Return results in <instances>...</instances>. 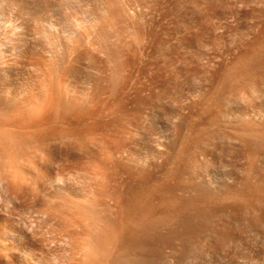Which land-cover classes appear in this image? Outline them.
<instances>
[{"label": "rangeland", "instance_id": "374dc122", "mask_svg": "<svg viewBox=\"0 0 264 264\" xmlns=\"http://www.w3.org/2000/svg\"><path fill=\"white\" fill-rule=\"evenodd\" d=\"M10 1L11 3L9 0L0 1V17L2 16L3 22L11 18L18 19L20 16V20L28 17L30 24H27L31 25L35 7L43 8L44 6L45 16L58 20L61 30L64 29L68 33L63 34L65 37L60 33L62 37L57 39L56 37L50 38L49 35H46L48 38L43 36L45 40L48 39L47 43V40H42V35L40 36L39 33L34 35L35 33L31 30L33 36L30 30H27L26 36L32 43H29L28 48L26 47L29 50L25 49L24 59L20 55L19 62L9 63L11 67L9 70L12 72L8 71V79L6 76V79L4 76L0 77L1 92L8 89L10 94L7 90L5 92L8 96H5V92L4 96L9 100L14 99L9 103L6 98L10 106L6 110L7 104L6 106L2 104L5 111L2 110L3 108L0 109V264L30 262L28 258L25 262V257H21L23 250L27 248L33 252L36 251L35 259L42 264H81V262L89 264L91 261L90 264L109 263L111 252L115 251L120 241L121 232L118 233V230L122 228L120 225L119 229L117 222L115 224L110 222L113 218L117 219L121 216L119 205L114 206L108 197L111 184L109 175L114 170L108 161L107 152L115 145L116 126H124L126 129L127 126L128 129L133 128L137 132L136 136L140 135L138 138L134 136L137 141L140 137L142 139L144 131L145 133H157V136L165 142H177L181 140V135L189 136L193 127L205 125L208 121L207 117H210L216 110L214 107L216 99L217 101L220 98L223 99L226 105L229 102V106L232 105L231 108L245 107L249 102L248 104L253 103L264 110V52H260L264 48V0H39L41 4H35V0H23L28 2V4L25 2L26 5L22 0ZM76 20L85 24L82 25L85 31L74 26ZM2 35L0 40L5 37ZM16 38L18 41L14 40L15 42L21 41L19 37ZM51 39L54 40L50 41ZM78 41L79 43L75 44L77 48L71 52L68 49L70 43ZM40 44L45 45L44 48ZM48 48L49 51L52 50L51 52L59 51V54L58 52L51 53L53 58L47 55L51 59H46V56L44 58L46 62L47 60L53 61L51 62L52 70L56 67L52 76L57 73L60 75L50 76L51 72L48 71V67L39 68L35 60L33 61L29 56L34 52L38 53L37 50L41 51L40 49H47V52ZM257 49L259 51L257 55H259L255 60L254 50L257 52ZM252 53H255L253 62ZM55 54H58V57L57 55L54 57ZM54 59H56L55 62ZM63 63L64 69L61 67ZM53 65L56 66L53 67ZM58 66L60 69L57 68ZM67 68L69 73L64 74L68 72ZM43 70L46 73L49 72L47 75L53 78L51 80L53 84L57 82V86L59 84L60 88L63 87L59 93L69 88V86L66 87L67 83L68 85L73 84L69 89L74 88V91L69 90L70 93L60 94L62 98L56 97L60 99L56 104L62 103V107L55 104L49 108L50 106L45 105L49 100L47 97L51 96L53 91L49 92V86L45 84L50 77L46 75L47 79L45 73H41ZM54 77H57L56 81ZM65 78L70 81H67L66 85ZM61 83L64 86L60 85ZM6 85L7 88L3 90L2 88ZM1 92L0 97L3 94ZM68 93L77 95V98L74 95L75 98L71 100L76 101H73L74 104L71 107L67 105H72L73 102L68 101L73 95L67 96ZM216 95L218 97H215ZM62 100H67L68 104L66 105ZM11 103L17 107L15 108ZM39 103L45 107L43 108ZM237 105L240 106L236 107ZM32 107L35 109L33 110ZM36 107L41 108L38 110ZM72 107L74 110L71 111ZM209 109L212 111L210 114ZM67 113L71 115L68 116ZM126 113L128 115L134 113L135 116L143 117V120L145 118L146 122L142 120L145 125L141 124L147 126V129L144 126L145 130L140 126L137 129L129 125V121L126 122L128 120H126L128 117ZM117 117L120 120H116ZM76 118L79 119L76 120ZM70 120H76L75 125H78L73 129L76 136L75 139L72 138L73 141L66 137L67 132H73L67 126ZM84 121L89 122L90 125L92 122L95 124L99 121L100 127L92 124L94 126L92 129L93 126H89V123ZM56 125L58 127H55ZM47 128L48 131H46ZM57 128L62 131H58ZM105 128L109 129L105 130ZM66 130L68 131L65 132ZM136 130H139L140 134ZM146 130L149 131L146 132ZM29 131L34 133V135L31 133V138H28ZM81 131L82 135H80ZM50 132L51 135L55 134L54 139H57L56 135L59 138L62 137V134L67 139H57L53 143L46 142L44 143V146L48 148L46 149L41 146L43 142L37 138L44 133L50 134ZM78 137L79 139L82 137L83 140L75 142ZM107 137L110 145H107ZM25 139L35 140L36 147L33 140L32 143L27 141V144ZM63 140L64 142L61 143ZM218 140L223 139L218 137L214 141ZM224 140L221 142L227 143L226 147L219 154L220 158H215L213 172L222 176H226L225 172L231 174L234 177L231 184L232 191L238 193L239 197L236 195L233 200L229 196V200L225 197L221 205L219 202L218 217L216 216L211 223H207L205 234L198 233L199 235L195 236L197 238L195 241L199 242V250L194 252L192 248L188 249V246V255L181 264H264V219L262 216L264 215V190H255L250 193L244 190V179L252 177L247 176L248 162L244 156V147L235 139L224 138ZM57 142L59 145L56 144ZM67 146L70 148L73 146L72 148L76 150L71 151L72 148H67ZM104 147L109 149L106 150ZM65 149L67 153L71 151L68 153L69 156ZM64 153L67 156H64ZM263 159L264 156L260 155L257 165L263 164ZM155 174L160 175L162 172L158 171ZM125 181L122 183L119 180L120 184L116 183L117 188L120 187L119 190L122 192L128 188ZM186 191L183 192L186 195L194 193L190 190ZM63 199L67 201L63 202ZM158 200L160 198L155 196L149 204L155 206ZM74 202H77L79 206L77 203L75 206ZM72 205L79 209L73 208ZM49 211H52L51 214ZM50 216H55V218ZM165 227L160 228L161 231L158 230L162 236L168 232ZM217 230L227 233V235L224 234L227 243L222 248L214 250V248H209L208 244L203 243L205 240L213 242L215 237L211 232ZM34 234L36 235L33 236ZM148 241L145 243L146 245L148 243V246L144 250L146 253L143 252L144 257L147 259L149 257V260L153 258L151 261L157 264H174L171 245L162 246L153 239ZM150 248L153 249L147 252L146 250ZM3 252L10 253V257H2ZM104 258L108 261L106 262Z\"/></svg>", "mask_w": 264, "mask_h": 264}, {"label": "bare ground", "instance_id": "6f19581e", "mask_svg": "<svg viewBox=\"0 0 264 264\" xmlns=\"http://www.w3.org/2000/svg\"><path fill=\"white\" fill-rule=\"evenodd\" d=\"M1 1V0H0ZM14 1V0H13ZM16 1V0H15ZM23 1V0H22ZM106 1V0H105ZM104 1V2H105ZM112 1V0H111ZM115 1V0H113ZM4 2V0H3ZM9 2L11 3V1L9 0ZM18 2V1H17ZM20 2V1H19ZM24 2V1H23ZM26 2V1H25ZM25 2L23 3L24 5ZM32 2V1H31ZM58 2V1H57ZM9 3V4H10ZM28 4V2H26ZM103 3V1H102ZM106 3V2H105ZM104 3V4H105ZM111 3V2H110ZM120 3L122 4V2L120 1ZM13 4V3H12ZM18 4V3H17ZM21 4V3H20ZM32 4V3H31ZM34 4V3H33ZM35 4H41L40 1L35 0ZM107 4V3H106ZM117 4V3H116ZM110 5V4H109ZM113 5V4H112ZM1 6V5H0ZM36 6V5H35ZM42 6V5H41ZM53 6V5H52ZM105 6V5H104ZM108 6V4H107ZM119 6V3H118ZM3 7V6H2ZM1 7V8H2ZM12 7V5H11ZM20 7V6H19ZM22 7V6H21ZM38 6H36L35 8V12L33 13V16L31 17V19L33 18V23L31 25H29L30 23L28 22V17L27 18H23V20H20V16L18 17V19L16 18H11L9 19L7 22L6 20L3 22L2 20V16L0 17V33L4 34H0V36H5L3 40H0V77L1 76H6V78L8 79L9 76V72H12L11 70H9V68L11 69V67L9 66V63H11V61L14 63H17L16 61H18L20 55L21 58L23 56V59L25 57V49L26 47L28 48L29 43L31 44L32 42L29 41V37L26 36V33L30 30L33 31V33H35L34 35H36V33H39L40 36L42 35V40L46 41L48 43V39H44V38H48L49 35L50 38L51 37H56V39L58 37H62V35L64 33H68L67 31H65L64 29L61 30L59 24L60 22H58V20H54V18H48L45 15V11H44V6L43 8L39 6V8H37ZM106 7V6H105ZM109 7V6H108ZM116 7V6H115ZM24 8V7H23ZM118 8V7H117ZM5 9V8H4ZM121 9V6H120ZM50 10V9H49ZM30 11V10H28ZM116 11V10H115ZM23 12V11H22ZM27 13V12H26ZM51 13V12H50ZM118 13V12H117ZM28 14V13H27ZM31 14V13H30ZM17 15V14H16ZM60 15V14H59ZM27 16V15H26ZM11 17V16H10ZM15 17V15H14ZM25 17V16H24ZM96 19V17H94ZM7 19V18H6ZM30 20V19H29ZM92 20V19H91ZM72 21V20H71ZM75 21V20H74ZM80 20H76V23L74 24V26L78 29H83L82 25L84 26L85 24L80 21ZM29 23V24H27ZM83 23V24H82ZM89 24V23H88ZM29 25V27H28ZM64 25V24H63ZM87 25V23H86ZM32 26V27H31ZM73 26V28H74ZM69 28V27H68ZM86 28V27H85ZM71 29V28H70ZM78 29H74L75 31H77ZM28 30V31H27ZM73 30V29H72ZM64 31V32H63ZM74 31V32H75ZM79 31V30H78ZM82 31V30H81ZM80 31V33H81ZM85 31V30H84ZM82 31V32H84ZM72 32V31H71ZM32 33V32H31ZM32 33V35H33ZM62 33V35L60 34ZM70 33V32H69ZM76 33V32H75ZM38 34V35H39ZM72 34V33H71ZM83 34V33H82ZM28 35V34H27ZM31 35V36H32ZM33 35V36H34ZM37 35V36H38ZM66 35V34H65ZM30 36V34L28 35ZM32 36V37H33ZM39 36V37H40ZM43 36H45L43 38ZM64 36V35H63ZM80 36V35H79ZM82 36V35H81ZM19 37L21 41L19 42H15L18 41L16 40ZM65 37V36H64ZM73 37V35H72ZM71 37V38H72ZM95 37V36H94ZM1 38V37H0ZM3 38V37H2ZM18 38V39H19ZM31 38V37H30ZM37 38V37H36ZM78 38V37H76ZM82 38V37H80ZM32 39V38H31ZM30 39V40H31ZM60 39V38H59ZM64 39V38H63ZM68 39V37H67ZM65 39V40H67ZM15 40V41H14ZM28 40V41H26ZM34 40V37L33 39ZM36 40V39H35ZM39 39H37L38 41ZM54 39H51L50 41H52ZM72 40V39H71ZM70 40V41H71ZM36 41V43H37ZM63 41V40H62ZM61 41V42H62ZM56 42H58L56 40ZM55 42V43H56ZM67 42V41H66ZM65 42V43H66ZM83 42V40H82ZM34 43V42H33ZM35 43V44H36ZM45 43V44H47ZM64 43V42H63ZM62 43V44H63ZM70 43V42H69ZM66 43V44H69ZM78 42L75 43H70V49L71 52L74 51L77 48V44ZM50 44V42H49ZM57 44V43H56ZM76 44V45H75ZM41 45V44H40ZM39 45V46H40ZM51 45V44H50ZM61 45V44H60ZM59 45V46H60ZM36 45H34L35 47ZM42 46V45H41ZM45 45H43L42 47L44 48ZM66 46V45H65ZM38 48V46H36ZM47 47V46H46ZM50 47V46H49ZM63 47V45H62ZM67 47V46H66ZM92 47V45H91ZM264 47V46H263ZM262 47V48H263ZM31 48V46H30ZM40 48V47H39ZM54 48V47H51ZM59 48V47H58ZM261 48V49H262ZM55 49V48H54ZM27 51L29 49H26ZM37 50V49H36ZM41 51L37 50L38 53L34 52L31 55H29L30 57H32L33 61L35 60L36 64L39 66V68H45L48 67V71L50 70V76H52V74L54 73V66L53 65V70L51 69V62L53 63V61L51 60H47L50 62H46L45 60V56L46 59H49L51 56V58H53L54 52H58L59 51H54L51 52L52 50L48 51L49 52L47 54L45 49H40ZM59 50V49H58ZM68 50V51H70ZM43 51H45L46 53H44ZM264 52V48L262 50H260V52ZM24 52V55H22ZM42 52V54H40ZM254 52L256 53L255 60L257 58V53H259L258 49L257 52L256 50H254ZM252 53V62H253V54ZM29 54V53H28ZM58 54H55L54 57ZM50 57H48V56ZM63 55V54H62ZM26 57H27V53H26ZM48 57V58H47ZM63 57V56H62ZM61 57V58H62ZM251 57V55H250ZM28 58V57H27ZM50 58V59H51ZM65 58V57H63ZM62 58V60H63ZM249 58V57H248ZM259 58V57H258ZM22 59V60H23ZM31 59V58H30ZM247 59V58H246ZM250 59V58H249ZM248 59V60H249ZM21 60V59H19ZM26 60V59H25ZM56 59H54L55 62ZM58 60V59H57ZM258 60V59H257ZM19 62V61H18ZM64 62V61H63ZM251 62V60H250ZM50 63V64H49ZM65 63V62H64ZM62 64V68L63 65ZM247 63V62H246ZM249 63V62H248ZM11 65V64H10ZM60 65V64H58ZM238 66V65H237ZM15 67V66H14ZM59 68V66L57 67ZM47 69V68H46ZM60 69V68H59ZM64 69V68H63ZM52 70V71H51ZM74 70V69H73ZM42 71V69H41ZM47 71V70H46ZM55 71H57L55 69ZM66 71V69H65ZM64 71V72H65ZM68 72H65L64 74H68L69 70L67 68ZM40 72V71H39ZM41 73H45V76L47 75V73L49 72H45V70H43V72ZM56 73V72H55ZM12 74V73H10ZM15 74V73H14ZM54 74V75H58ZM53 75V76H54ZM60 75V74H59ZM63 75V74H62ZM61 75V76H62ZM15 76V75H14ZM48 76V75H47ZM46 76V77H47ZM48 76V77H50ZM52 76V77H53ZM65 76V75H63ZM62 76V77H63ZM44 77V76H43ZM47 77V79H48ZM59 77V76H58ZM3 78V77H1ZM5 78V79H6ZM10 78V77H9ZM51 78V77H50ZM49 81L46 83L43 81V84L45 83L46 85H48L47 87L49 88V92L51 90L52 95L47 97L49 98V100L46 102L45 105L50 106L49 108H52L51 105H55L58 100V97L60 98V94L64 95L65 93L69 92L73 89H69L72 88L70 87V85L72 86L73 84H69L67 83L68 80H66V78L64 80H66L65 85L66 87L69 86V88L65 91H63V93H59V91H61V89H63V87H59V84L57 86V82L53 84V81L51 82V80L53 78L50 79ZM46 79V80H47ZM55 81L57 80V77L55 78ZM61 80V78H58ZM68 79V78H67ZM30 80V79H29ZM43 80V79H42ZM45 80V79H44ZM70 80V79H69ZM224 80V79H222ZM221 80V81H222ZM226 80V79H225ZM228 80V79H227ZM231 79H229L230 81ZM26 81V80H25ZM59 81V80H58ZM63 81V80H62ZM60 81V82H62ZM2 82V80H1ZM8 82V81H7ZM59 82V83H60ZM70 82V81H68ZM223 83L225 81H222ZM228 82V81H227ZM28 83V81H27ZM48 83V84H47ZM63 83V82H62ZM62 83L60 85H62ZM63 83V84H64ZM76 83V82H75ZM222 83V84H223ZM229 83V82H228ZM25 84V83H23ZM31 84V83H30ZM40 84V83H39ZM56 84V85H55ZM82 84V83H81ZM80 84V85H81ZM227 84V83H226ZM9 85V84H8ZM27 85V84H26ZM42 85V83H41ZM225 85V84H224ZM64 86V85H62ZM229 86V84H228ZM26 87V86H25ZM32 87V86H31ZM45 87V86H44ZM221 87V84H220ZM225 87V86H223ZM227 87V86H226ZM225 87V88H226ZM7 88L6 87L2 88L3 90ZM42 88V87H41ZM60 88V90H59ZM228 88V87H227ZM22 89V88H21ZM217 89V88H216ZM221 89V88H220ZM224 89V88H222ZM8 89L2 91L3 92V96L1 95V97H4L3 99L1 98L0 100V109L3 108L2 104L4 106H6L7 104V108L5 107V109L7 110L8 107L10 106L9 103L11 99L9 100L7 97L8 96L6 94L5 91H7ZM17 90V89H16ZM43 90V89H42ZM70 90V91H69ZM218 90V89H217ZM228 90V89H227ZM15 91V90H14ZM22 91V90H21ZM27 91V90H25ZM31 91V90H30ZM29 91V92H30ZM44 91V90H43ZM48 91V90H46ZM74 91V90H73ZM220 91V90H219ZM240 91V90H239ZM1 92V89H0ZM1 92V93H2ZM4 92H5V96H4ZM28 92V91H27ZM72 92V91H71ZM98 92V91H97ZM216 92V91H215ZM246 92V91H245ZM8 93L10 94L9 90ZM43 93V92H42ZM59 93V96H58ZM66 94L67 96L73 95L72 93L69 95ZM99 93V92H98ZM97 93V94H98ZM221 93V92H220ZM47 94V92L45 93ZM49 94V93H48ZM219 94V93H218ZM217 94V95H218ZM242 94V93H241ZM244 94V92H243ZM242 94V95H243ZM25 95V94H24ZM30 95V94H29ZM43 95V94H42ZM57 95V96H55ZM65 95V96H66ZM75 95V94H74ZM71 97V99H69V103L73 102L71 101L72 99H74L75 97ZM215 97H218V96ZM239 95V93H238ZM237 95V96H238ZM32 96V95H31ZM54 96V97H52ZM66 96V97H67ZM77 98V95H75ZM222 96V95H221ZM11 97V96H9ZM52 97V98H51ZM57 97V98H56ZM223 97V96H222ZM240 97V96H239ZM9 103H8V100ZM30 98V97H29ZM62 98V97H61ZM69 98V97H68ZM225 98V97H224ZM22 98H20L21 100ZM39 99V97H38ZM42 99V98H41ZM79 99V98H78ZM228 99V98H227ZM226 99V100H227ZM240 99V98H239ZM32 100V99H29ZM147 100V99H146ZM214 100V99H213ZM223 99H216V103H215V112L210 110H208L209 114L210 112L212 113L210 115V117L208 118V121H206L205 125L202 127H199L198 125L195 126L196 128H192V132L189 136H182L181 135V140L179 141H163L160 136H157V133H149L146 130L147 133H145L143 131H141L142 134V139L140 137V139H138V141L135 139L134 136L137 135V132H135L133 130V126H135L136 128L140 126L141 129H144V123L143 121L146 122V119L144 118V120L142 119L143 117H138L135 116L136 114H138L137 112L136 114H134L133 117L132 114H127L128 117H126V122L128 123L129 121V125H131L132 129H127L124 126H116V124H112L114 126H116V130H115V135L114 137H116L114 140L115 141V145H113L110 148V151L108 150L109 148L104 147L106 150H108V161L109 163H111V166H113V173H111L109 175V180L111 181L110 184V191L108 190V197L110 199V201H112L113 205H119L118 209L120 212V216L121 217H117V219H112L110 220V222L112 223H118L119 224V229H120V225H121V230H118V233H120V241L119 244L117 245V247H115V251L111 252L112 255L109 257V263L106 264H157L153 260L150 259L149 257L148 259L146 257H144L143 252H145L144 250L146 249V246H148L145 244L148 240L150 241L151 239L153 240H157V242L159 244L163 245H171V253H172V258H173V263L174 264H181L182 260L188 255V249L192 248L191 250H193L194 252L199 250V242L195 241V236H197V234L199 233H206V225L207 223H211L213 221L214 218H216V216L218 217V210H219V202L221 205V202L225 200L230 196V198H236V195L239 194L236 193L235 191H232L233 187H232V178H234L231 174L225 172L226 176H222V175H217L215 174L213 171V167H214V160L215 158H220L219 154H221V151L225 149L226 144H224L223 141L224 138H228L231 140V138L236 141H238L240 144L243 145L244 147V156L248 162V166H247V173L249 175H251L252 177L250 178L247 177L246 179H244L243 181V185H244V190H246L247 192L249 191H255V190H264V162L263 164L257 165V160L258 157L264 156L262 154H264V121H262L264 119V110L260 109L258 106H256L255 104H248L244 106H240L237 105L236 107L240 106V108H231V106H229V102L227 103V105L224 103V101H222ZM225 100V99H224ZM7 101V102H6ZM16 101V100H15ZM14 101V102H15ZM63 101V100H62ZM79 101V100H77ZM231 101V100H230ZM250 101V100H249ZM5 102V103H3ZM27 102V101H26ZM40 102H42V100H40ZM49 102V104H48ZM65 102V104L67 103V100L63 101ZM76 102V101H74ZM74 102L72 103V105L70 104H66L67 106L71 107L73 106ZM214 102V101H213ZM233 102V101H232ZM235 102V101H234ZM233 102V103H234ZM30 102H28L29 104ZM60 103V102H59ZM17 104V101L16 103ZM15 104L11 103V105H14V107L16 108L17 106H15ZM27 104V106H28ZM33 104V103H32ZM31 104V105H32ZM40 104V103H39ZM42 104V103H41ZM40 104V105H41ZM62 104V103H61ZM61 104H56L62 107ZM152 104V103H151ZM236 104V103H235ZM246 104V103H245ZM30 105V104H29ZM45 105H41L43 106V108L45 107ZM65 105V106H66ZM77 105V104H76ZM79 105V104H78ZM149 105V103H148ZM23 106V105H22ZM35 106V105H34ZM80 106V105H79ZM145 106V105H144ZM234 106V105H233ZM13 107V106H12ZM57 107L58 106H54ZM149 107V106H148ZM153 107V106H152ZM29 108V107H28ZM31 108V107H30ZM33 108V107H32ZM37 108V107H36ZM41 108V107H40ZM40 108H37L38 110ZM42 108V110H43ZM56 108V109H57ZM68 108V107H67ZM73 108V109H72ZM71 108V111L74 110V107ZM77 108V107H76ZM75 108V109H76ZM146 108V107H145ZM144 108V109H145ZM214 108V109H215ZM5 109L3 108L2 110L5 111ZM10 109V108H9ZM19 109V108H18ZM35 109V107L33 108V110ZM64 109V108H63ZM62 109V110H63ZM25 110V109H24ZM31 110V109H30ZM50 110V109H48ZM69 110V109H68ZM80 110V108H79ZM139 110V109H137ZM17 111V110H16ZM29 111V110H28ZM45 111V110H44ZM53 111V110H52ZM58 111V110H57ZM71 111H69L71 113ZM147 111V110H146ZM2 112V111H1ZM13 112V111H12ZM41 112V111H40ZM39 112V113H40ZM77 112V111H76ZM133 112V111H132ZM140 112V111H139ZM148 112V111H147ZM16 113V112H14ZM42 113V112H41ZM69 113V114H70ZM74 113V112H72ZM129 113V112H128ZM131 113V112H130ZM1 114V113H0ZM3 114V113H2ZM9 113H7L8 115ZM11 114V113H10ZM43 114V113H42ZM56 114V113H55ZM66 114V113H65ZM68 114V113H67ZM68 114V116H69ZM75 114V113H74ZM77 114V113H76ZM75 114V115H76ZM147 114V113H145ZM52 115L53 112H52ZM71 115V114H70ZM97 115V114H95ZM131 115V116H130ZM144 115V114H143ZM51 116V115H50ZM57 116V115H56ZM67 116V115H66ZM65 116V117H66ZM63 117V115H62ZM122 117V116H121ZM145 117V116H144ZM199 117V115H198ZM201 117V116H200ZM118 118V117H117ZM120 118V116H119ZM116 119V120H120V119ZM124 119V117H122ZM121 118V121H123ZM66 119V118H65ZM74 119V118H73ZM79 119V118H78ZM76 118V120H78ZM49 120V119H48ZM60 120V119H59ZM74 120V121H76ZM94 120V119H93ZM96 120V119H95ZM115 120V121H116ZM143 120V121H142ZM73 120L68 121V125L69 128H71L72 130L74 129V126H78L75 125V122ZM60 122V121H59ZM67 122V121H66ZM82 122V121H81ZM85 122V121H84ZM87 122V121H86ZM85 122V123H86ZM95 122V121H94ZM120 121H118L119 123ZM124 122V121H123ZM42 123V122H41ZM44 123V122H43ZM51 123V122H50ZM49 123V124H50ZM79 123V121H78ZM83 123V122H82ZM89 123V122H87ZM116 123V122H115ZM144 125H142V124ZM47 124V123H46ZM47 124V125H49ZM59 124V123H57ZM67 124V123H66ZM93 125L95 124H100L99 121L97 123H93ZM89 126H93V125ZM108 125L110 123H107ZM141 124V125H140ZM45 125V126H47ZM52 125V124H51ZM65 125V122H64ZM95 125V126H97ZM123 125V124H122ZM128 125V124H127ZM80 126V123H79ZM82 126V125H81ZM80 126V127H81ZM88 126V125H86ZM85 126V127H86ZM88 126V128H89ZM100 127V125H98ZM107 126V125H106ZM144 126V127H143ZM192 126V125H191ZM190 126V127H191ZM194 126V124H193ZM44 126L42 125V128ZM48 127V126H47ZM55 127H58V125H56ZM64 127V126H63ZM79 127V128H80ZM84 127V128H85ZM103 127H105V125H103ZM102 127V128H103ZM111 127V126H110ZM121 127V128H120ZM53 128V126H52ZM51 128V129H52ZM83 128V129H84ZM87 128V127H86ZM122 128H124L126 130H122ZM135 128V129H136ZM139 128V129H140ZM147 129V126L145 127ZM38 129V128H35ZM50 129V130H51ZM56 129V128H53ZM63 129V128H61ZM66 129V128H65ZM91 129V128H90ZM94 129V126L93 128ZM99 129V128H97ZM109 129V128H108ZM105 128V130H108ZM112 129L114 130V128L112 127ZM138 129V128H137ZM149 129V128H148ZM58 130V128H57ZM77 130V129H75ZM80 130V129H79ZM82 130V129H81ZM86 130V129H85ZM85 130L84 134H85ZM111 130V129H110ZM109 130V131H110ZM129 130V131H128ZM145 130V129H144ZM48 131V128L47 130ZM55 131V130H53ZM51 131V132H53ZM58 131H62V130H58ZM57 131V132H58ZM68 130H66L65 132H67ZM70 131V129H69ZM87 131V130H86ZM104 131V130H103ZM109 131H107L109 133ZM139 132V130H136ZM191 131V130H190ZM214 131V132H213ZM217 131V132H216ZM35 132V131H34ZM39 132V131H38ZM48 133H44L43 135H41L39 139V141L43 142L44 146L46 142H51L53 143V141H57V139L61 140L62 138H65V135L63 137H57V139H54L55 137H53L54 135H51ZM74 132V130H73ZM67 132L68 135L66 137H68V139L70 140H74L76 137L75 136V132ZM78 133V131H76ZM89 132V131H88ZM123 134H122V133ZM30 133V131H29ZM33 133V132H31ZM30 133V136H28V138L32 137ZM36 133V132H35ZM59 133V132H58ZM56 133V134H58ZM62 133V132H61ZM60 133V134H61ZM66 133V134H67ZM103 133V132H102ZM101 133V134H102ZM114 133V131H113ZM127 135H125V134ZM217 133V134H215ZM28 134V133H27ZM26 134V135H27ZM39 134V133H38ZM42 134V133H41ZM80 134V133H79ZM82 131L81 134L82 135ZM89 134V133H87ZM104 134V133H103ZM111 134V133H110ZM109 134V135H110ZM135 134V135H134ZM140 134V132H139ZM184 134V133H183ZM189 134V133H188ZM187 134V135H188ZM34 135V133L32 134ZM108 135V134H107ZM106 135V136H107ZM124 135V136H123ZM216 135V136H215ZM90 136V135H89ZM105 136V134H104ZM140 136V135H139ZM139 136H136V138H138ZM34 137V136H33ZM37 137V136H36ZM35 137V139H36ZM83 137V136H82ZM82 137L79 139L78 137V141L76 140L75 142H80L79 140L82 139ZM85 137V136H84ZM83 137V138H84ZM87 137V136H86ZM103 138V136H101ZM109 137V136H108ZM107 137V140L109 139ZM111 137V136H110ZM113 137V136H112ZM212 137H219V139H223V140H218V141H214L217 140V138H212ZM74 138V139H72ZM106 138V137H105ZM34 139V138H33ZM32 139V140H33ZM41 139V140H40ZM67 139V138H65ZM64 139V140H65ZM114 139V138H113ZM174 139V138H173ZM214 139V140H213ZM26 140V139H25ZM30 140H26L27 141H31V143L35 140L32 141ZM61 141L62 142H64ZM83 140V139H82ZM86 140V139H85ZM94 140V139H93ZM111 140V139H110ZM227 140V139H226ZM24 141V140H23ZM66 141V140H65ZM228 141V140H227ZM37 142V141H36ZM60 142V141H59ZM70 143V141H67ZM66 142V143H67ZM102 142V141H101ZM225 142V140H224ZM39 143V142H38ZM60 143V145H61ZM85 143V142H83ZM82 143V144H83ZM28 144V143H27ZM41 144V143H39ZM38 144V145H39ZM55 144V143H54ZM56 144L59 145V143L57 142ZM73 144V142H72ZM71 144V145H72ZM80 145V143H78ZM111 144V143H110ZM109 144V140H108V144ZM30 145V144H29ZM36 147V143L34 144ZM37 145V146H38ZM51 145V144H50ZM53 145V144H52ZM63 145V144H62ZM66 145V144H65ZM64 145V146H65ZM70 145V144H69ZM75 145V143L73 144ZM32 146V144H31ZM40 146V147H41ZM48 146V145H47ZM77 146V144H76ZM74 146V147H76ZM39 147V148H40ZM45 147V146H44ZM49 147V146H48ZM53 147V146H52ZM51 147V148H52ZM58 147V146H55ZM60 147V146H59ZM73 146H71L72 148ZM43 149V147H41ZM46 149H48L47 147H45ZM61 148V147H60ZM66 148V147H65ZM67 148H70L69 146H67ZM70 148V149H71ZM53 149V148H52ZM63 149V147H62ZM69 149V150H70ZM72 148L71 151H73ZM41 150V149H40ZM45 150V149H44ZM51 150V149H50ZM67 149H65L66 151ZM76 150V149H75ZM88 150V149H86ZM47 151V150H45ZM69 151V152H71ZM31 152V151H30ZM56 152V150H55ZM64 152V150L62 151ZM68 152V153H69ZM106 152V151H105ZM33 153V152H32ZM44 153V152H42ZM48 153V152H47ZM67 153V151H66ZM67 153V155H68ZM102 153V152H100ZM35 154V153H34ZM63 154V153H62ZM73 154V153H72ZM91 154V153H90ZM104 154V153H103ZM29 155V154H28ZM31 155V154H30ZM33 155V154H32ZM46 155V154H45ZM58 155V153H57ZM66 154L64 153V156ZM66 155V156H67ZM106 155V154H105ZM27 156V155H26ZM69 156V155H68ZM101 156V155H100ZM107 156V155H106ZM21 157V156H20ZM33 157V156H31ZM30 157V158H31ZM96 157V156H95ZM105 157V156H104ZM26 158V157H25ZM28 158V159H30ZM70 158V157H68ZM106 158V159H107ZM264 160V159H263ZM108 164V163H107ZM158 171H161L162 174L160 175H156L155 173H157ZM124 178V179H123ZM59 179V178H58ZM250 179V180H249ZM119 180H121V182L123 183L124 180H126V184L128 186L127 190L125 192H122L121 190H119V188H117L116 183L120 184ZM186 190H190L193 191V195H186V193L184 194L183 192H187ZM182 192V193H181ZM227 194V195H226ZM155 196L159 197L160 200H158L159 202L154 206L149 204L150 200L152 198H154ZM156 199V198H155ZM64 200V199H63ZM229 200V198H228ZM234 200V199H233ZM51 201V200H50ZM67 201V200H66ZM65 200L63 202H66ZM46 202V201H45ZM44 202V203H45ZM48 202V200H47ZM47 202L45 203V205L47 204ZM75 203V202H74ZM77 203V202H76ZM76 203L74 204L76 206ZM63 204V203H62ZM78 204V203H77ZM253 204V203H251ZM49 205V204H48ZM52 205V204H51ZM50 205V208L53 207ZM250 205V204H249ZM59 206V205H58ZM73 206V205H72ZM79 206V204H78ZM251 206V205H250ZM254 206V205H253ZM46 207V206H45ZM60 207V206H59ZM49 208V207H48ZM47 208V209H48ZM73 208H76L73 206ZM78 208V207H77ZM76 208V209H77ZM46 209V208H45ZM53 209V208H51ZM50 209V210H51ZM57 208H55L56 210ZM72 209V208H71ZM75 209V210H76ZM79 209V208H78ZM49 210V209H48ZM53 210V211H55ZM74 210V209H72ZM221 211V209H220ZM47 212V211H46ZM50 212V213H49ZM48 213L51 214L52 211H49ZM45 213V212H44ZM74 213V212H72ZM46 214V213H45ZM55 213H53L54 215ZM264 214V213H263ZM52 215V216H53ZM56 216V215H55ZM51 217V218H55ZM263 219H264V215ZM119 219V220H118ZM218 219V218H217ZM120 221V222H119ZM117 224V225H118ZM166 226V227H165ZM165 227L167 228L168 232H166L167 234L165 236L161 235V232L159 233L158 230H160V228ZM161 231V230H160ZM225 232V231H224ZM223 231H212L211 234H214L215 239H213V242H210L208 240H205L203 244H208L209 248H214V250L222 248L225 243H227V240L225 238V235H227V233L225 234ZM208 233V232H207ZM198 234V235H199ZM225 234V235H224ZM31 235V234H30ZM36 234H34L33 236H35ZM21 236V235H20ZM23 236V235H22ZM31 237V236H30ZM227 237V236H226ZM229 237V234H228ZM227 237V238H228ZM23 238V237H22ZM27 238V237H26ZM33 238V237H32ZM39 239V238H38ZM41 239V238H40ZM197 239V238H196ZM17 241V239H16ZM19 241V240H18ZM22 241V240H21ZM33 241V240H32ZM41 241V240H40ZM148 241V242H149ZM39 242V241H38ZM1 243V242H0ZM3 243V242H2ZM8 243V242H7ZM20 243V242H19ZM18 243V244H19ZM34 243V242H33ZM42 243V242H41ZM30 244V243H29ZM38 244V243H37ZM89 244V243H88ZM44 245V244H43ZM15 246V245H14ZM189 246V247H188ZM41 247V245H40ZM43 247V246H42ZM87 247V246H86ZM188 247V249H187ZM1 248V246H0ZM14 248V247H13ZM26 248V247H25ZM35 248V246H34ZM18 249V248H17ZM40 249V248H39ZM90 249V248H89ZM153 248L147 249L146 251L148 252L149 250H151ZM3 250V249H1ZM25 250V249H24ZM23 250V256L21 255V257H25V262L26 259L28 258L30 260V262L25 263V264H42L39 261H37L35 258V252L31 251V250ZM42 250V249H41ZM84 250V249H83ZM91 250V249H90ZM113 250V249H112ZM21 250H19L20 252ZM39 251V250H38ZM45 251V250H44ZM155 251V250H153ZM157 251V250H156ZM192 251V252H193ZM8 252V251H7ZM2 253V257L5 258H9L10 257V253ZM41 252V251H40ZM1 253V252H0ZM18 253V252H17ZM44 253V252H43ZM87 253V252H85ZM109 253V252H107ZM146 253V252H145ZM37 254V253H36ZM41 254V253H40ZM152 254V252L150 253ZM156 254V253H155ZM84 256H86V254H83ZM110 255V254H109ZM147 255V254H146ZM149 255V254H148ZM17 256V255H16ZM103 256V255H102ZM87 257V256H86ZM85 257V259H86ZM152 257V256H151ZM12 258V257H11ZM14 258V257H13ZM16 258V257H15ZM83 258V257H82ZM18 259V258H17ZM41 259V258H40ZM91 259V258H90ZM105 259V258H104ZM3 260V259H2ZM8 260V259H7ZM15 260V259H14ZM72 260V259H71ZM106 260V259H105ZM88 260L86 259V262ZM108 261V259L106 260V262ZM14 262V261H13ZM20 262V261H18ZM72 262V261H71ZM92 262V261H91ZM90 262V263H91ZM105 262V261H104ZM15 263V262H14ZM13 263V264H14ZM88 263V262H87ZM89 263V264H90ZM103 263V261H102ZM159 263V262H158ZM19 264V263H17ZM21 264V263H20ZM46 264V263H45ZM79 264V263H78ZM81 264H83L81 262ZM104 264V263H103Z\"/></svg>", "mask_w": 264, "mask_h": 264}]
</instances>
